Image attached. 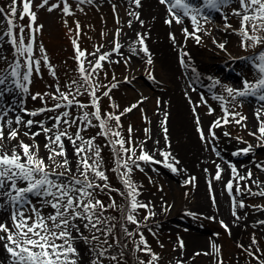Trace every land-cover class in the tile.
<instances>
[{"label": "rangeland", "instance_id": "obj_1", "mask_svg": "<svg viewBox=\"0 0 264 264\" xmlns=\"http://www.w3.org/2000/svg\"><path fill=\"white\" fill-rule=\"evenodd\" d=\"M50 2L59 3L60 0H50ZM10 3L11 0H0V7H5L7 12L6 6ZM40 3L41 0H33V11L37 15L35 24L43 26L36 36L34 49L39 44H43L51 69L48 65L42 64L39 73H33L31 84L28 85L30 93H21L19 90H15L11 93H5L0 100H4L1 104L5 105V108H14V111L10 113L12 117L21 115L25 120H39L44 122L45 126L51 127L54 121L47 120V117L55 115V113L45 112L37 117L27 116L20 111L21 103L29 112L41 107L51 108L56 101L48 97H45L44 100L39 98L32 100L31 95L36 93H54L57 85L61 87L62 91H65V86L71 83L72 80H79L80 74L72 41L76 39L80 49L85 51L84 66L89 68L87 61L95 59V57L89 55L90 53L95 52L96 48H100V53L107 52L109 49L112 51L114 41L118 40L119 42L116 37V31L119 29L121 34L124 31L122 26H127L128 28L129 10L128 7L124 6L123 1L119 2L118 0H92L90 4H81L78 0H68L72 14L64 15L60 10L63 6L62 4L60 8L49 12L47 7H36ZM191 4L202 8L204 14L209 17L207 20L198 17L201 30L196 32V35L200 36V41L197 42L194 37L192 39L196 57L202 59L201 57L205 50L209 51L211 46L218 52L212 58L217 60L221 67L202 68L201 73L205 78L207 93L197 89L194 85L191 86V83H188L187 88L193 92L196 107L208 115V119L212 120V122L220 120L221 126L217 128L223 138L222 146L225 145V142L241 148L251 146L247 154H242L238 157L230 156L232 158L231 161L235 163L236 160L243 162L240 166L241 173L245 176L249 172L252 174L246 181L239 183L235 189V198L239 208L237 210L242 213L245 221L239 225V228L233 230L232 220L226 214L212 211L214 209L211 206V202L214 201L213 189L202 176L205 175L203 172L206 173L204 159L208 156L216 155L214 149L212 146L211 149L208 148V145L201 142L203 130L198 129L196 125L192 126L189 122H187V125L185 122L177 124L168 121L171 113L170 109H172L170 107L171 104L162 107L157 96L161 88H167L172 84L170 80L172 73H170L164 61L158 60V52L155 53V59H152L151 64L146 67H136L131 64L129 55L134 53L131 50L127 54L126 52L122 53L117 58L108 57L106 61H102L103 68L98 71L97 76L94 78V83L103 85L97 92V95L100 96L102 113L119 114L133 104L138 105L130 113H126L121 117V126L116 130L120 131L123 138L127 141L129 139L128 129L131 126L132 144H126L125 146L133 147L137 156L140 154V148L144 147V150L153 155L154 160L159 161V163L138 161L139 168L133 166L131 179L140 193L137 199L141 203L150 204V207L139 208L134 213L137 221H139V226L128 222L133 229V236L119 239V244L114 242L113 234L108 237L109 243L113 244V247L108 250V255H116L118 257L120 250L124 249L125 253L127 251L133 257L132 262L134 264H141V261L147 264L151 256L139 251L137 248L140 234H142L152 253L158 257V260L154 261L153 264H178V262L179 264H261V262H264L262 255L264 250V224L259 222L264 221V196L259 193L264 192V146H262L264 138L260 137L258 128L264 122V101L258 99L260 93L233 99L232 96H229L226 88L243 90L244 81L250 84L256 82L259 72L255 62L244 58L255 57L264 51V42L251 46L252 42L249 41V46H241L243 37L240 35V19L232 14L233 9L238 7L236 0H231L219 12L205 7L204 0H192ZM210 10L213 13L221 14L224 21L221 24L223 39L217 46L213 44V39L209 37L211 29H215L214 26L217 23L213 16L210 15ZM27 22H29L28 17H25L23 21L19 20L18 16L16 18L17 24L27 25ZM0 23H3L6 27V22L0 21ZM77 24L80 26L79 35L77 34ZM3 30V28H0V35H2ZM249 32L250 35L264 38V31L252 32L250 29ZM156 35L158 34H139V36L137 34L136 36H143L147 41L153 42L156 39ZM220 44H223L224 47H219ZM0 56L7 58L10 62H14L15 53L7 37L0 40ZM34 56L39 58L40 53L38 50L34 51ZM0 69H4L7 72L11 71V68L3 61H0ZM24 70L22 68L21 72ZM53 71L55 75L52 74ZM231 74L242 82V87L235 85L236 81L230 78L232 77ZM112 84L117 86L111 88ZM152 85L155 86L154 89H152ZM109 88H111L109 97L103 96L102 93ZM81 91L83 92V89ZM217 97L222 99H217ZM78 99L82 103H89L90 101L87 93H84ZM113 105L118 107L113 108ZM225 109L229 113H238L239 115L235 117L229 115V122L225 124L223 122V118L226 115ZM64 110L71 111L73 116L81 114L75 109H60L58 111ZM92 110L91 108L85 109V111ZM210 110L211 114H209ZM257 110L261 112L259 118L256 115ZM165 114L167 115L165 124L168 129L167 141H165V133L161 126V121L165 120ZM157 116L160 120L159 126L157 125V127L152 129L150 119H154ZM240 117H245L246 119L240 120ZM181 119L184 121L182 117ZM236 120H240V123H236ZM98 123L93 119V125L95 126L88 127L81 135L85 139L95 137V143L101 148L102 170L105 171L108 177L109 189L117 191L115 187H112L116 186L118 190L122 191L121 193H124L126 189L119 178V173L113 171L117 167L115 153L109 144V138L97 135L101 131ZM109 126L115 129V121H109ZM81 127L83 126L81 125ZM145 129H149L147 135L145 134ZM75 130L74 127L68 129L70 134L74 133ZM38 131L40 129L36 125L30 130V132ZM252 133H255V135H252ZM5 135L7 136L6 130ZM42 136L45 135L40 131V134L35 139L22 135L19 136V139L25 143L39 145V156L45 158V162L49 164V171H52L51 162L46 159L48 154L44 147L46 138H42ZM153 140L159 141L158 144L155 143L154 149L149 147ZM252 140H255V146L251 145ZM65 141L70 144L66 139ZM16 143L17 141L4 140L0 142V145L11 147ZM173 145L175 147L182 146V153L178 154L184 156L179 157L175 153L179 157V163H175L174 160L168 161L177 169L176 172L165 167L164 158L156 151L159 146L172 148ZM116 148L118 150L119 145ZM121 155L123 156L124 154L121 153ZM75 159L74 155L73 163H75ZM57 161H60L59 157H57ZM69 163L72 162L69 161ZM190 165H193L192 169L188 168ZM140 169H143V171ZM184 169H186V172L183 171ZM237 169L239 170L238 167ZM55 171L63 172L64 169H55ZM120 171L123 172L124 169L121 168ZM216 171V164L210 166V172L216 174ZM196 173L206 184H195ZM71 174L66 173V175ZM76 176L80 178L78 173H76ZM51 178L56 179V177ZM192 178L195 179L193 180ZM61 179H64V177H61ZM96 182L103 183L102 181ZM19 186L23 187L26 185L20 184ZM109 189H105L103 192L97 190V199L103 202L115 200L117 205L115 210H119L122 214L120 207L127 208L129 200L121 195L119 191L117 193L120 198L107 200L108 196L112 195V191ZM227 192L224 186L223 193L228 194ZM29 199L32 204L40 208V198L29 195ZM209 201L210 208H207ZM187 202H192L191 207L185 204ZM239 203H243L244 207H239ZM184 208L187 209L183 210ZM11 210V206L4 201L2 207H0V217L4 219L0 220V222L11 224ZM51 211L50 207L45 206L42 208L44 215ZM150 212H154L155 215H149ZM165 213H169V215L163 218ZM104 215L110 217L111 211L108 209ZM123 215H127V213H123ZM145 217H148V219H145ZM195 234H200L204 238V244L199 245L190 242L191 237ZM85 235L90 234L85 232ZM253 240H255V243H253ZM181 241L183 242V248L180 247ZM95 244V241L91 245L85 244L83 241L78 243V250L82 255L83 264H90V259L94 255L90 248L94 247ZM213 244L219 249L218 252L213 249ZM139 247L142 248L143 245H139ZM2 248L5 250L3 242H0V249ZM249 252L254 253L255 257H259V259L254 258ZM107 261L105 260V264ZM113 262L117 264V261H108L110 264ZM0 264H12V260L11 258H3L0 253Z\"/></svg>", "mask_w": 264, "mask_h": 264}, {"label": "snow or ice", "instance_id": "obj_2", "mask_svg": "<svg viewBox=\"0 0 264 264\" xmlns=\"http://www.w3.org/2000/svg\"><path fill=\"white\" fill-rule=\"evenodd\" d=\"M78 2L90 4L92 0H78ZM230 2L231 0H204V5L219 12L222 7ZM236 2L238 7L233 9L232 14L240 19V35L243 37L241 46H249V41L252 42L251 46L264 42V38L250 35L249 32L250 29L252 32L264 31V0H236ZM133 3L137 7L140 6V0H133ZM159 3L171 4L167 11L172 15L173 19L166 20L165 22L168 24L173 23V21L182 23L181 14L185 17L190 16L196 28L192 33H189L187 28H185V36L191 35L197 42L200 41V36L196 35V32L201 30L198 17H202L205 20L209 18L204 14L202 8L193 6L189 3V0H159ZM61 4L63 6L60 10L63 14L71 15L72 12L68 0H60L59 3L41 0V3L36 5V7H47V10L52 12L60 8ZM6 7L7 12L5 7H0V21L6 22V27L3 23H0V28L4 29L2 35H0V40H3L4 37L8 38L15 56L14 62H10L7 58L0 56V61H3L11 68L10 72L0 69V86H2L0 87V98H3L5 93H11L15 90H19L21 93H30L28 85L31 84L33 73H39L42 64L48 65L51 69L43 44H39L34 49L36 36L43 26L35 24L37 15L33 11V0H11V3ZM130 15H134L139 19L136 13H130ZM17 16L21 21L28 17L29 23L27 25L17 24ZM141 23L143 22L141 21ZM129 26H131V22H129ZM79 27V24H77L78 35ZM119 35L120 32L117 29L116 37H119ZM72 43L76 52L75 58L78 63L79 80H72L71 83L65 86V91H62L61 87L57 85L54 93H36L31 95L32 100L38 98L44 100L45 97H48L56 101L51 108L41 107L29 112L22 103L20 105V111L31 117H37L45 112L55 113V115L47 117V120L54 121L51 127L45 126V123L39 120H25L21 115H16L14 120L6 119L8 112L14 111V108H0V142L4 140L17 141L9 150L0 145V198H3L5 203L9 204L12 209L10 212L11 224L0 222V242H3V247L9 254L12 264H80L81 254L78 251V243L80 241L88 245H91L93 241L96 242L95 246L90 248V251L94 253L90 259V264H105V260L109 262L117 261V264H119L116 255H108V250L113 247V244L109 243L108 237L113 234V229L115 228L111 220L115 218L104 215L109 208L115 209L117 205L115 200H111V198V202L108 205L97 199V190L103 192L105 189H109L108 177L105 171L102 170L101 148L95 143V137L85 139L81 135L88 127L95 126L93 125V119L99 122L98 126L101 129L97 135L109 138V144L113 148L117 162V167L113 171L119 173V178L126 189V192L121 193V195L129 200V205L127 208L121 209L122 214L127 213V215H122V218L139 226V221H137L134 213L139 208L150 207V204L141 203L137 199L140 193L131 179V173L133 166L139 168L138 161L145 163H159V161L154 160L153 155H150L143 147L140 148V154L137 156L133 147L125 146L126 144H132L131 126L128 129L129 139L127 141L123 138L121 132L116 130L121 126V117L126 113H130L138 105L133 104L119 114L102 113L100 96L97 95V92L103 85L94 83V78L97 76L98 71L103 68L101 62L106 61L110 53H100V48H96L95 52L89 54L95 59L88 60L89 68H85V51L80 49L76 39ZM139 43L142 45L140 51L148 55L147 63L151 64V56L148 53L147 46L144 45L143 36L139 37ZM219 47L223 48L224 45L220 44ZM120 48L121 45L118 40L114 41L112 51L119 53ZM35 50L40 53L39 58L34 56ZM132 51L135 52L136 49L133 48ZM98 53L100 54L97 55ZM244 59L255 62L259 72L258 79L254 84L244 81L243 90L226 88V91L233 99L260 93L258 99L264 101V51L255 57ZM181 63H183V60ZM22 68L25 69L23 72H21ZM52 74L55 75V72L53 71ZM116 86V84H112L111 88ZM111 88L104 91L102 95L109 97ZM81 89H83V92ZM84 93H87L90 98L89 103H82L78 99ZM217 99L222 98L217 97ZM112 107L116 108L118 106L113 105ZM88 108L93 110L85 111ZM60 109H75L81 114L73 116L71 111H58ZM225 113L226 115L223 118L225 124L229 122V115L233 117L239 115L238 113H229L227 109H225ZM209 114H211V110ZM256 115L259 118L261 115L260 110H257ZM243 119L246 118L240 117V120ZM166 120L167 115L165 114V120L161 121V126L165 133V141H167L168 131L165 126ZM240 120H236V123H240ZM109 121H115V129L109 126ZM13 124L22 125L29 129V131L23 132L25 137L30 136L35 139L40 134V131L44 133L46 138L44 147L48 153L46 159L51 162L52 171H49V164L45 162V158L39 156V145L25 143L19 139L20 129L12 127ZM197 124H199L198 117ZM34 125L40 131L30 132ZM220 126V120L215 121L212 125V127ZM73 127L76 130L70 134L68 129ZM5 129H7V136L5 135ZM258 131L260 137L264 138V122L260 124ZM148 133L149 129H145V134L147 135ZM212 135L214 136L215 134L212 133ZM252 135H255V133H252ZM65 139L70 142L74 151L76 158L75 172L69 166L65 150ZM201 139H204L203 133H201ZM156 143L158 144L159 141H156ZM117 145H119L118 150L116 148ZM250 148L251 146L245 147L234 154H247ZM157 151L164 158L165 167L176 172L177 169L172 163L168 162L169 160H175L171 153L159 149ZM121 153L124 155L122 156ZM57 157L60 158L59 162ZM175 163H179V161H175ZM61 168L64 169L63 172L55 171V169ZM121 168L124 169L123 172L120 171ZM140 170L143 171V169ZM221 171L219 165H217L216 180L221 179ZM231 172L237 180H244L252 175L249 172L247 177L240 176L234 166L231 167ZM66 173L72 174L66 175ZM76 173L79 174L80 178L76 176ZM51 177H56V179ZM61 177H64V179H61ZM192 179L194 180L195 178ZM96 181H102L103 183H97ZM20 184H25L26 186L21 187L19 186ZM226 188L231 195L233 191L232 180L226 183ZM109 190L114 191V189ZM237 190L239 191V189ZM259 194L264 196V192ZM29 195L40 198V208L32 204ZM45 206L52 209L47 215L42 212V208ZM238 206L244 207L243 203H239ZM149 215H155V213L150 212ZM233 215H235V212ZM145 219H148V217H145ZM259 223L264 224V221ZM225 227L227 226L225 225ZM85 232L90 235H85ZM124 234L129 237L134 235L127 228H124ZM115 243L119 244L118 238ZM253 243H255V240H253ZM139 245H143V247L141 248ZM139 245L137 246L139 251L151 256L147 264H153L154 261L158 260V257L148 247L142 234H140ZM180 247L183 248L182 241L180 242ZM212 247L217 252L219 251L215 244ZM205 254L207 255V253ZM249 254L259 259V257H255L254 253L249 252ZM141 264H145V262L141 261ZM261 264H264V262H261Z\"/></svg>", "mask_w": 264, "mask_h": 264}, {"label": "bare ground", "instance_id": "obj_3", "mask_svg": "<svg viewBox=\"0 0 264 264\" xmlns=\"http://www.w3.org/2000/svg\"><path fill=\"white\" fill-rule=\"evenodd\" d=\"M118 1H123L124 6L126 8L128 7V21L131 22V26H128V28L127 26H122L124 31L119 35L120 38L117 37L119 39V44L121 45L120 52L115 53L113 51H110L109 49L107 51L108 53H110L109 57L117 58L122 53L126 52L127 54V52L135 48L136 51L134 53H131V55L128 54L130 56L131 64L136 67H146L148 65V55L140 51L142 45H140L139 37L136 35L158 34L156 35V39L153 40V42L144 39V45H146L148 48V53L151 56V60L155 59V53L158 52V60L162 62L164 61V63L168 66L170 73H172L170 78L172 84L167 88L160 89L159 94L157 96L158 101L162 107L164 105L171 104L170 107L172 109H170L171 113L168 119L169 122L177 124H182L183 122H185L187 125V122H189L192 126L196 125L198 129L203 130L204 139H201V142L205 145H208V148L210 149L212 146L216 154L208 156L204 159L206 173L203 172L205 175L202 176V178H205V181L213 189L214 201L211 202V206L214 209L212 211L215 213L221 212L223 214H226L228 218L232 220V229L236 230V228H239V225H241L245 221V219L243 218L242 213L237 210L239 208L237 207V200L235 198V189L238 187L239 183L246 181L247 178L244 180H237L235 178V176L231 172V167L234 166L236 169L238 167L239 170L237 169V173L240 176H245L243 173L240 172V166L243 162H238V160H236L235 163L231 161L232 158L230 156H241L243 153L239 155H235L234 153L239 152L243 148L238 147L236 145H232L231 143H227L225 141V145L222 146L223 138L218 128L212 127L214 122L208 119L209 116L204 114L201 109L196 107L193 92L187 88L188 83H191V86L194 85L197 89L207 93L205 78L201 73L202 68L208 69L221 67V64L217 60L212 58V56L217 55L218 52L210 46L209 51L205 50V53L201 57L202 59L196 57V53L192 43L193 37L191 35L186 37L184 33L185 28H187L189 33L194 32L196 26L193 25L190 17H185L182 14L180 15V19L183 21L182 23H175V21H173V23L171 24L166 23V20L173 19L172 15H170L167 11V8L171 7V4H160L159 0H140V6L137 7L135 3H133V0ZM189 3H192V0H189ZM130 13L138 14L139 19H137L134 15H130ZM209 13L217 22L214 26L215 29H211L209 34L210 39H213V44L217 46L223 39V28L221 26V24L224 22L223 16L219 13H213L211 10L209 11ZM141 21L143 23H141ZM210 56L211 58H209ZM182 60L183 63H181ZM231 76L232 77L230 78L236 81L235 85L237 87H242V82L232 74ZM151 87L152 89L155 88L154 85H152ZM3 102L4 100L1 99L0 108H5V105L1 104ZM11 112L13 111L8 112L6 119H15V116H11ZM181 117L184 119V121H182ZM197 117L199 118V124H197ZM159 122L160 120L158 119V116L154 119H150L151 128L153 129L157 127V125L159 126ZM12 127H17L20 129V136H24L23 132L29 131V129L25 128L22 125L13 124ZM5 130L7 132V129ZM212 133H214L215 135L213 136ZM42 138H45V136H42ZM64 143L68 160L72 162L69 163V166L74 171L76 166L75 163H73V148L71 144H69L65 140ZM155 143L156 141L153 140L152 144L149 145V147H152L154 149ZM254 143L255 140H252L251 145L255 146ZM3 146L6 150H9L11 148L7 145ZM159 148V150L170 152L172 157L175 158L174 161H180L178 160L179 157H184L183 155H180L182 153V146L175 147L173 145L172 148L159 146ZM152 151L155 152L154 150ZM157 152L156 154L158 155ZM213 164H216V166L219 165L220 169L222 170L220 180H216L215 174L210 172V166H212ZM192 166L193 165H190L188 166V168L192 169ZM183 171L186 172V169H184ZM229 180H232L233 182V191L231 195L229 194V192H227L228 194L223 193V188L225 186V190L227 189L226 183ZM205 181L201 179V177H199V175L197 174L195 184H206ZM3 203V198H0V207H2ZM191 203L187 202L185 204L188 207H191ZM231 205H233L234 207ZM207 208H210V201L207 203ZM186 209L187 208H184L183 210ZM234 212L235 215H233ZM168 215L169 213H165L163 215V218H166V216ZM3 219V217H0V220ZM203 239L204 238L200 234H195L191 237L190 242H192V244L202 245L204 244ZM0 253L2 254L3 258H10L9 254L3 248L0 249ZM80 264H83L82 255Z\"/></svg>", "mask_w": 264, "mask_h": 264}, {"label": "trees", "instance_id": "obj_4", "mask_svg": "<svg viewBox=\"0 0 264 264\" xmlns=\"http://www.w3.org/2000/svg\"><path fill=\"white\" fill-rule=\"evenodd\" d=\"M112 187H115L117 189V191H119L120 193L122 192L121 190H118V188L116 186H112ZM117 191L116 190L112 191L111 192L112 195L108 196L107 200L110 199V198H113V199L120 198V196L117 193ZM104 203H105V205H108L110 203V201H105ZM120 209H123V207H120ZM109 210L111 211L110 217H114L115 218V219L111 220V223L115 225L114 233H113V238L115 240L117 238L118 239H122V238L126 237V235L124 234V228H127L129 232H133L132 231L133 229L131 228V225L126 220H124L122 218L123 214H121V212L119 210L116 211L115 209H112V208H109ZM115 240H114V242H115ZM263 248H264V246H263ZM123 250H120V253H119V256H118L119 264H134L132 262L133 257H131L130 254L127 251L125 253ZM262 255H263V258H264V250L262 252ZM106 264H110V263H108V261H107ZM111 264H115V262H113Z\"/></svg>", "mask_w": 264, "mask_h": 264}]
</instances>
